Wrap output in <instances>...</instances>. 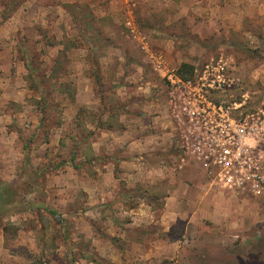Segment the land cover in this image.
I'll return each mask as SVG.
<instances>
[{"label":"rangeland","instance_id":"1","mask_svg":"<svg viewBox=\"0 0 264 264\" xmlns=\"http://www.w3.org/2000/svg\"><path fill=\"white\" fill-rule=\"evenodd\" d=\"M93 1L0 0V264H264V202L183 156L165 84L123 27L132 15L178 68L223 58L255 111L264 0ZM122 61L125 80L103 83L101 62ZM90 84L105 101L85 104ZM139 158L138 174L120 165Z\"/></svg>","mask_w":264,"mask_h":264},{"label":"built area","instance_id":"2","mask_svg":"<svg viewBox=\"0 0 264 264\" xmlns=\"http://www.w3.org/2000/svg\"><path fill=\"white\" fill-rule=\"evenodd\" d=\"M123 27L165 84L168 125L183 156L221 190L264 202V99L246 110V96L234 100L240 79L223 58L183 76L132 15Z\"/></svg>","mask_w":264,"mask_h":264},{"label":"crops","instance_id":"3","mask_svg":"<svg viewBox=\"0 0 264 264\" xmlns=\"http://www.w3.org/2000/svg\"><path fill=\"white\" fill-rule=\"evenodd\" d=\"M72 2H75V3H78V4H83V5H90V6H92L93 5V0H71ZM99 4L100 3H103V0H99V2H98ZM97 4V3H96ZM107 4V3H106ZM107 6L108 5H104V7H106L107 8ZM102 7H103V5L102 6H100V10L102 9ZM123 8H128V6H127V4L125 5V4H122V6H121V9L123 10ZM99 10V12H100V14H98L99 16L98 17H100V18H102V17H106V15H108L107 14V9H105L104 10V12L103 11H100ZM105 13V14H104ZM123 12H120V15L122 14ZM120 60H123V57L120 59ZM113 64H111V65H109V64H107V63H103L102 64V62H101V64H100V67H99V69H98V71L100 72L99 74H100V76H101V80H102V82L103 83H105L104 82V80H106V77H107V72H108V70L109 69H111V70H114L115 69V75H116V79H115V81H118V82H123L124 80H125V78H124V76H125V62L124 61H122V62H120L119 63V65L115 68L114 66H112ZM113 67V68H112ZM108 69V70H107ZM86 79H88V81H91L92 79H91V77H90V75L88 74V75H86ZM123 79V80H122ZM123 84H125V83H123ZM90 86V93H88V94H90L89 96L87 95L86 97H85V100H84V102H85V104H87L88 106H92V104L93 103H95L97 100L99 101L100 100V102H102V101H105V95H104V99L102 100L101 98H99V97H95V92H93V88L91 87L92 85L90 84L89 85ZM118 86H119V83H118ZM120 89L122 90V88H124V87H121V84H120ZM120 93V92H119ZM120 97L123 99L124 98V96L122 97V95H120ZM99 98V99H98ZM124 100V99H123ZM76 102H81V100H80V98H79V96H77L76 97ZM157 118H159V117H157ZM138 121H136V123H137ZM164 128H165V126H164ZM166 128H168L167 126H166ZM165 128V129H166ZM168 132V135H170V132L169 131H167ZM126 135H128V132L125 134V136ZM119 141V142H118ZM142 138L141 137H136V138H134L131 142H129V143H127V142H125V139H124V136L122 137V138H118V140H117V142L119 143V145H120V149L122 150V149H125V150H136V151H138L139 152V154L140 155H142V151H141V149H142ZM153 149H155V147H153L152 148V150ZM141 158V157H140ZM136 159V161H132V162H127V161H121L120 162V165H122L123 167H126V166H130V165H132V167L134 166L135 168H136V170L138 171L137 172V174L140 172V170H141V167L144 165V164H142V162H141V159ZM120 160V159H119ZM151 172V171H150ZM135 173V172H134ZM134 178H135V181H137V182H139L140 180H139V177L138 176H136V175H134L133 176ZM138 177V178H137ZM151 177V176H150ZM152 178V177H151ZM135 184V183H134ZM137 211V215H138V217H141V215H143V214H145V212L143 211V209H138V210H136ZM149 213H151L150 211H149ZM171 256V255H170Z\"/></svg>","mask_w":264,"mask_h":264},{"label":"trees","instance_id":"4","mask_svg":"<svg viewBox=\"0 0 264 264\" xmlns=\"http://www.w3.org/2000/svg\"><path fill=\"white\" fill-rule=\"evenodd\" d=\"M180 73L183 76H189L192 75L193 70H194V66H192L191 64H182L181 67L179 68ZM0 197H3L0 191ZM1 201V199H0Z\"/></svg>","mask_w":264,"mask_h":264}]
</instances>
